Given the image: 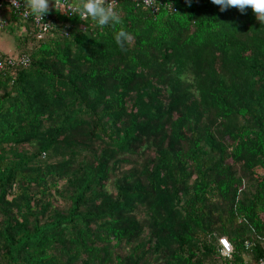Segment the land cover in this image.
Listing matches in <instances>:
<instances>
[{
	"label": "trees",
	"instance_id": "obj_1",
	"mask_svg": "<svg viewBox=\"0 0 264 264\" xmlns=\"http://www.w3.org/2000/svg\"><path fill=\"white\" fill-rule=\"evenodd\" d=\"M156 2L114 0L123 47L74 14L38 38L11 12L27 64L0 74V264L264 256V23Z\"/></svg>",
	"mask_w": 264,
	"mask_h": 264
},
{
	"label": "clouds",
	"instance_id": "obj_2",
	"mask_svg": "<svg viewBox=\"0 0 264 264\" xmlns=\"http://www.w3.org/2000/svg\"><path fill=\"white\" fill-rule=\"evenodd\" d=\"M50 2L56 4V10L62 11L58 0H24V6L41 20L42 16L49 11ZM212 5L217 6L218 12L223 13L231 7L237 8L241 14L246 6H250L256 14V19L264 23V0H209ZM69 11L80 20L89 19L97 28L105 26L112 30L116 44L123 47L131 39V34L123 27L117 28L120 24L119 10L114 7V0H78Z\"/></svg>",
	"mask_w": 264,
	"mask_h": 264
},
{
	"label": "built area",
	"instance_id": "obj_3",
	"mask_svg": "<svg viewBox=\"0 0 264 264\" xmlns=\"http://www.w3.org/2000/svg\"><path fill=\"white\" fill-rule=\"evenodd\" d=\"M60 3L61 9L65 13L74 14L73 12L69 11V9L72 8V4L68 2V0H58ZM144 4L147 8H150L152 12L157 13L159 11V6L156 2V0H144ZM56 5V4H55ZM9 9L14 15H16L19 19L26 22L32 18V13L24 6V0H0V10ZM34 23L36 27L39 29V35L38 38H42L48 31H50L52 28H54V22H52L48 16V14H44L40 19L33 17ZM7 20H1L0 19V31L6 28L8 25ZM18 64L25 65L27 64L26 58H17L12 55H7L3 53L0 50V74L4 72L8 67H15ZM262 242V245L264 247V238L260 239ZM219 245H220V255L226 259H231L232 254L234 252V247L230 243V241L222 237L219 239ZM254 246V243H251L249 241L245 242V247L247 250H251ZM256 264H264V256L260 257L257 260Z\"/></svg>",
	"mask_w": 264,
	"mask_h": 264
},
{
	"label": "rangeland",
	"instance_id": "obj_4",
	"mask_svg": "<svg viewBox=\"0 0 264 264\" xmlns=\"http://www.w3.org/2000/svg\"><path fill=\"white\" fill-rule=\"evenodd\" d=\"M55 6L50 2L49 4V11L48 12H57L55 9ZM0 19L1 20H8V25L5 29L0 31V50L7 54L12 55L16 57L18 50H19V42L18 37L20 35H17L18 33V20L17 18L12 16V13L9 9L0 10ZM247 262L251 264L250 259L246 256L245 257Z\"/></svg>",
	"mask_w": 264,
	"mask_h": 264
},
{
	"label": "crops",
	"instance_id": "obj_5",
	"mask_svg": "<svg viewBox=\"0 0 264 264\" xmlns=\"http://www.w3.org/2000/svg\"><path fill=\"white\" fill-rule=\"evenodd\" d=\"M54 5H55V3H54ZM55 8H56V6H55ZM5 20V19H4ZM8 21V20H7Z\"/></svg>",
	"mask_w": 264,
	"mask_h": 264
}]
</instances>
